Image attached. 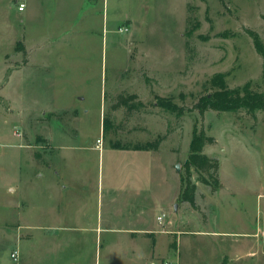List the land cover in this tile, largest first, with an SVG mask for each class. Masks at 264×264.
I'll list each match as a JSON object with an SVG mask.
<instances>
[{"label": "rangeland", "instance_id": "374dc122", "mask_svg": "<svg viewBox=\"0 0 264 264\" xmlns=\"http://www.w3.org/2000/svg\"><path fill=\"white\" fill-rule=\"evenodd\" d=\"M9 1L0 0V264H140L128 228L142 223L145 202L155 213L164 210L168 218L183 216L220 233H193L190 245L181 241L177 257L163 262L264 264V110L253 117L246 110L201 115L194 109L216 74L230 87L251 82L264 91V59L249 33L264 37V0H110L97 38L74 49L85 51V62L72 73L66 63L52 62L51 69L60 66L56 78L15 72L25 61L14 38L26 24L18 5L3 15ZM122 93H136L142 104L129 114L114 111ZM158 95L172 98L184 113L158 106ZM202 128L216 139L204 152L219 160L222 187L211 192L192 169L199 209L185 210L180 175L193 132ZM159 136L157 151L111 145L133 147ZM53 180L64 186L55 199L80 213L74 224L91 230L44 249L33 245L37 253L30 256L25 245L31 243L16 241L12 220L18 210L24 217L28 204L39 211L51 199ZM120 243L123 257L113 248Z\"/></svg>", "mask_w": 264, "mask_h": 264}, {"label": "crops", "instance_id": "0c3cea01", "mask_svg": "<svg viewBox=\"0 0 264 264\" xmlns=\"http://www.w3.org/2000/svg\"><path fill=\"white\" fill-rule=\"evenodd\" d=\"M109 2L110 0H10V6L7 7L3 15H8L14 4L15 6L20 3L25 4V9L21 11L24 13V17L23 20H20L22 25L26 24L23 28L24 33L21 32L19 36L14 38V41L22 43L23 50L21 48L19 52L22 53L25 64L23 67L17 68L15 72L25 70L33 74L42 71V74L50 73L56 78L60 66L51 69L49 64L53 62L54 64L66 63L64 68L72 73L76 63L85 62L83 58L85 57V51L74 49H85L82 44L85 45L88 40L97 38L101 22H108ZM2 35L0 34L1 41L5 40ZM76 51L78 57L74 56ZM19 52L18 57H20ZM49 138L56 141V136H50ZM52 182L54 183V180ZM53 183L47 191L51 199L43 201L39 211L28 204L29 207L27 206L23 211L24 217L20 215L18 210V217L12 220L18 224L16 228L12 229L15 232L16 241L19 244L24 241L25 243H31L29 248L25 245L26 250L30 251V256L37 253L32 248L33 245L37 247V250L44 249L50 241H55L56 244L61 238L75 240L76 233L89 234V230H91L86 226L82 227L74 224L77 219H80L78 217L80 213L75 214L71 207L67 206L65 208L59 200L55 199L54 196L60 197L64 186H61L59 181ZM177 199L178 196L173 198L174 204L177 203ZM196 203L199 204L197 198ZM182 204H185L182 205L185 210L192 208L187 202H182ZM148 208L150 209L147 211ZM154 208H156L154 204L151 206L149 202H145L142 223L139 222L128 228L129 238H131L129 240L132 241L133 246L131 252L139 259L140 264H163L162 258L169 255L176 258V251L178 247L181 248V241L182 246L184 243L190 245L193 233L200 234V236L207 233L210 235L220 234L214 230L209 231L204 226L195 227L192 221L185 219L183 216L176 220L172 214L168 218L164 210H158L155 213ZM177 208H174L176 213H173L174 215H177V211H179ZM178 209H181V207ZM192 209L194 210V208ZM162 215L164 217L160 221L158 217ZM150 220L152 221L150 222ZM65 222H68V224H64ZM177 227L182 230H176ZM108 229L113 230L116 228ZM177 231L182 233L177 235L179 233ZM177 240H179L178 244L176 243ZM113 248H116L115 255L123 257L125 248L122 243L115 244ZM15 251H18L19 257V250ZM20 253L22 255V251ZM69 264H80V262H70Z\"/></svg>", "mask_w": 264, "mask_h": 264}, {"label": "trees", "instance_id": "16d2710c", "mask_svg": "<svg viewBox=\"0 0 264 264\" xmlns=\"http://www.w3.org/2000/svg\"><path fill=\"white\" fill-rule=\"evenodd\" d=\"M253 38L254 46L257 52L264 59V37L256 31H249ZM17 47L22 48L21 42H17ZM206 92L201 95L198 101L194 104V109L198 110L203 115L207 110H215L218 112H236L246 110L253 117L256 112L264 110V91H259L252 87L251 82H247L243 86L230 87L226 84V79L223 74H216L211 79ZM138 95L136 93H122L117 96V99L112 105V109L123 108L129 114L141 101L136 103ZM156 104L176 115H182L185 111L184 107L173 102L170 97H156ZM108 118L104 117V130L109 127ZM163 136L153 141L136 144L133 147L121 146L111 143L112 147L126 150H158L160 148ZM216 139L212 135H208L205 130L195 129L190 143V152L185 161V172L180 175V192L179 201L187 202L192 208L199 209L196 203L197 184L192 180L191 170L197 174V180L211 188V192H217L222 187V182L219 175L220 162L217 158L209 156L204 152V147L207 144H214Z\"/></svg>", "mask_w": 264, "mask_h": 264}, {"label": "built area", "instance_id": "2783aa9c", "mask_svg": "<svg viewBox=\"0 0 264 264\" xmlns=\"http://www.w3.org/2000/svg\"><path fill=\"white\" fill-rule=\"evenodd\" d=\"M18 9H19L20 11H23V10L25 9V4H24V3H20V4L18 5ZM126 30H127V27H126ZM98 141H99V140H98ZM100 141H101V140H100ZM163 217H164V215L159 216L158 219L161 221ZM11 256H12L14 259H17V258H18V251H13V252L11 253ZM163 264H179V263H178V261L166 260V261L163 262Z\"/></svg>", "mask_w": 264, "mask_h": 264}, {"label": "water", "instance_id": "95a60500", "mask_svg": "<svg viewBox=\"0 0 264 264\" xmlns=\"http://www.w3.org/2000/svg\"><path fill=\"white\" fill-rule=\"evenodd\" d=\"M175 207L177 208V205H175Z\"/></svg>", "mask_w": 264, "mask_h": 264}]
</instances>
